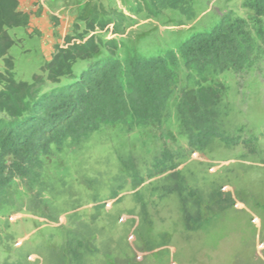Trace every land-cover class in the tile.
Listing matches in <instances>:
<instances>
[{
	"label": "rangeland",
	"instance_id": "1",
	"mask_svg": "<svg viewBox=\"0 0 264 264\" xmlns=\"http://www.w3.org/2000/svg\"><path fill=\"white\" fill-rule=\"evenodd\" d=\"M253 1L192 0L151 15L136 0H19L34 22L8 31L18 82L45 79L56 46L95 16H123L115 36L123 64L170 53L177 79L159 122H109L73 136L56 129L53 142L37 141L39 131L26 152L3 153L0 264H264V17L257 22ZM225 18L246 21L242 67L187 69L181 45ZM97 34L101 54L79 61L73 78L40 84L41 97L107 56L110 33ZM202 90L208 101L199 102Z\"/></svg>",
	"mask_w": 264,
	"mask_h": 264
},
{
	"label": "trees",
	"instance_id": "2",
	"mask_svg": "<svg viewBox=\"0 0 264 264\" xmlns=\"http://www.w3.org/2000/svg\"><path fill=\"white\" fill-rule=\"evenodd\" d=\"M190 1L136 0V4L139 11L157 15L164 8L179 9ZM251 7L258 22L264 17V0H254ZM85 21L84 31L76 29L64 38L62 46H56L52 60L41 68L45 79L35 74L32 83L18 82L13 75L15 65L10 55L15 41L8 31L27 27L30 22L27 14L20 11L19 0H0V60L5 67L4 73L0 71V113L13 121L8 124L0 119V158L5 152L14 155L26 152L39 131L37 141L53 142L56 129L73 136L77 131H96L109 122L139 127L149 121L159 122L164 117L177 79L174 55L135 57L123 64L117 58L120 44L115 38L122 35L123 16L116 20H99L95 16ZM98 32L110 33L104 42L107 56L90 64L79 80L67 89L41 97L40 84L47 81L55 85L64 78H73L74 66L79 61L90 62L101 54L103 41ZM241 35L245 36L243 45L249 48L251 41L246 21L232 23L222 19L211 32L198 34L181 45L186 68L203 76L209 69L224 72L242 67L246 56L238 39ZM202 91L199 102H204L205 98L208 101V93ZM30 126L32 130L26 136ZM41 127H44L42 131ZM22 140L23 148L20 147Z\"/></svg>",
	"mask_w": 264,
	"mask_h": 264
},
{
	"label": "crops",
	"instance_id": "3",
	"mask_svg": "<svg viewBox=\"0 0 264 264\" xmlns=\"http://www.w3.org/2000/svg\"><path fill=\"white\" fill-rule=\"evenodd\" d=\"M28 18H29V26L27 27V29L29 28V27H31L32 25H33V22H34V18L33 19H31V17H29L28 16ZM1 87V86H0Z\"/></svg>",
	"mask_w": 264,
	"mask_h": 264
}]
</instances>
